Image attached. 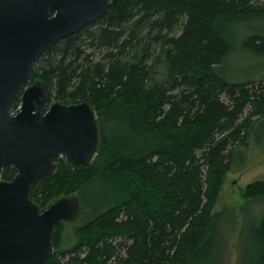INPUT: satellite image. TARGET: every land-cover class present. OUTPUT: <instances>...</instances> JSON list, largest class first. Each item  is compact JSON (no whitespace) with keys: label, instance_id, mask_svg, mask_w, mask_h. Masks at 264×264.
<instances>
[{"label":"trees","instance_id":"1","mask_svg":"<svg viewBox=\"0 0 264 264\" xmlns=\"http://www.w3.org/2000/svg\"><path fill=\"white\" fill-rule=\"evenodd\" d=\"M261 16L264 0H118L32 64L29 80L48 87L46 107L87 101L100 127L92 164L56 157L57 172L30 192L40 210L69 194L85 209L73 242L64 245L65 224L54 226L47 264L204 258L234 151L264 124V75L229 81L220 72L228 26ZM241 45L263 53L264 29L250 26ZM19 104L17 95L10 112ZM14 173L0 168V179ZM243 196L264 197V178ZM249 233L253 263L264 264V212Z\"/></svg>","mask_w":264,"mask_h":264},{"label":"water","instance_id":"2","mask_svg":"<svg viewBox=\"0 0 264 264\" xmlns=\"http://www.w3.org/2000/svg\"><path fill=\"white\" fill-rule=\"evenodd\" d=\"M116 1L0 0V168L15 170L11 179H0V264H47L54 226L85 212L76 194L40 210L30 192L57 172L56 157L77 167L93 163L100 143L97 112L87 101L46 107L48 87L41 79L30 81V70L53 43Z\"/></svg>","mask_w":264,"mask_h":264},{"label":"rangeland","instance_id":"3","mask_svg":"<svg viewBox=\"0 0 264 264\" xmlns=\"http://www.w3.org/2000/svg\"><path fill=\"white\" fill-rule=\"evenodd\" d=\"M250 26L264 29V16L252 18L248 24L237 21L228 26L232 49L220 72L229 81L264 75V52L255 54L241 45ZM248 141L247 147L235 149L231 170L226 173L219 191L213 211L212 239L204 252L208 254L189 264H254L255 249L249 231L251 224L264 212V197L246 198L243 191L249 182L264 178V124L255 125ZM80 223L79 218L65 224L64 245L73 242Z\"/></svg>","mask_w":264,"mask_h":264}]
</instances>
